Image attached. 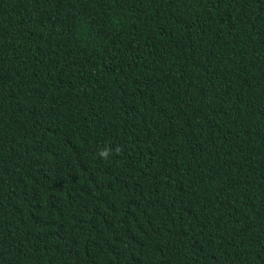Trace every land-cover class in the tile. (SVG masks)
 Segmentation results:
<instances>
[{"label": "trees", "instance_id": "1", "mask_svg": "<svg viewBox=\"0 0 264 264\" xmlns=\"http://www.w3.org/2000/svg\"><path fill=\"white\" fill-rule=\"evenodd\" d=\"M0 264H264V0H0Z\"/></svg>", "mask_w": 264, "mask_h": 264}, {"label": "clouds", "instance_id": "2", "mask_svg": "<svg viewBox=\"0 0 264 264\" xmlns=\"http://www.w3.org/2000/svg\"><path fill=\"white\" fill-rule=\"evenodd\" d=\"M114 152H119V148L113 149L112 147L106 146L98 153L99 157L102 159H108V157Z\"/></svg>", "mask_w": 264, "mask_h": 264}]
</instances>
